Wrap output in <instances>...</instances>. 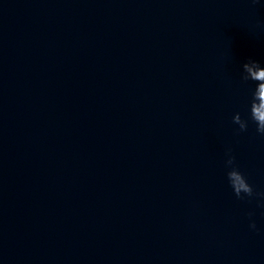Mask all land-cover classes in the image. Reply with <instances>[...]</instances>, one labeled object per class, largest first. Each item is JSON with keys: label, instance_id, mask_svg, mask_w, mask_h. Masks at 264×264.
<instances>
[{"label": "water", "instance_id": "water-1", "mask_svg": "<svg viewBox=\"0 0 264 264\" xmlns=\"http://www.w3.org/2000/svg\"><path fill=\"white\" fill-rule=\"evenodd\" d=\"M249 59L264 0H0V264H264Z\"/></svg>", "mask_w": 264, "mask_h": 264}, {"label": "clouds", "instance_id": "clouds-1", "mask_svg": "<svg viewBox=\"0 0 264 264\" xmlns=\"http://www.w3.org/2000/svg\"><path fill=\"white\" fill-rule=\"evenodd\" d=\"M256 3L257 0H252ZM243 75L242 80L244 81H255L256 87L252 92V101L250 104V119L256 125V132L261 136H264V67H261L259 62L249 59L247 62L242 64ZM232 122L239 126V131L243 132L247 129V122L241 119L239 113H236L232 117ZM235 158L231 155L225 161L226 166L230 167L231 170L227 172V179L234 195L238 199L244 197H252L254 195L261 197L264 200V192L254 193L253 187L247 183L244 175L237 170L235 167ZM244 194L242 196L241 194ZM264 206V204H261ZM249 227L255 229V223H250Z\"/></svg>", "mask_w": 264, "mask_h": 264}]
</instances>
